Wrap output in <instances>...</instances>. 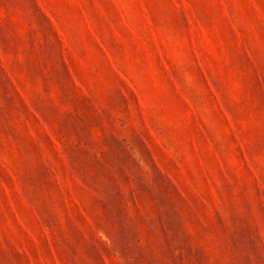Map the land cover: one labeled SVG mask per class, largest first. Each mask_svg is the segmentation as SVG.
I'll return each mask as SVG.
<instances>
[{"label": "rangeland", "instance_id": "rangeland-1", "mask_svg": "<svg viewBox=\"0 0 264 264\" xmlns=\"http://www.w3.org/2000/svg\"><path fill=\"white\" fill-rule=\"evenodd\" d=\"M0 264H264V0H0Z\"/></svg>", "mask_w": 264, "mask_h": 264}]
</instances>
